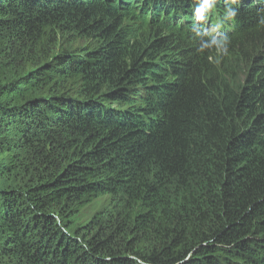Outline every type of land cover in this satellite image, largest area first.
Returning <instances> with one entry per match:
<instances>
[{
    "label": "trees",
    "instance_id": "16d2710c",
    "mask_svg": "<svg viewBox=\"0 0 264 264\" xmlns=\"http://www.w3.org/2000/svg\"><path fill=\"white\" fill-rule=\"evenodd\" d=\"M198 7L0 0V264H264V0Z\"/></svg>",
    "mask_w": 264,
    "mask_h": 264
},
{
    "label": "clouds",
    "instance_id": "9594fccd",
    "mask_svg": "<svg viewBox=\"0 0 264 264\" xmlns=\"http://www.w3.org/2000/svg\"><path fill=\"white\" fill-rule=\"evenodd\" d=\"M216 3V0H199V7L195 10V16L197 20H202L205 18L206 14L209 13L214 5ZM226 19H232L236 16V11H234L232 8H227L225 10ZM262 24H264V18H261L260 21ZM217 29L220 27V24H217ZM205 35L208 34L207 32L204 33ZM229 40L226 36L221 35L219 39H217L215 36L211 39L210 44H202L199 51L203 52L204 49H215L218 55L226 56L229 54Z\"/></svg>",
    "mask_w": 264,
    "mask_h": 264
},
{
    "label": "rangeland",
    "instance_id": "374dc122",
    "mask_svg": "<svg viewBox=\"0 0 264 264\" xmlns=\"http://www.w3.org/2000/svg\"><path fill=\"white\" fill-rule=\"evenodd\" d=\"M123 6V5H122ZM136 96H139L138 94H137V92L135 93V96L133 97V101H132V103H130L131 104V106H123V108H128V107H133V108H137V106H138V104H136L137 102V100H138V98L136 97Z\"/></svg>",
    "mask_w": 264,
    "mask_h": 264
}]
</instances>
